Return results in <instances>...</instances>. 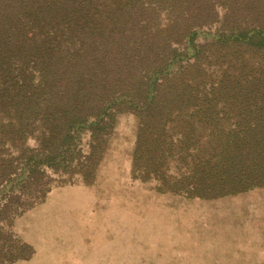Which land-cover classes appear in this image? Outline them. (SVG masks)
<instances>
[{"label": "rangeland", "instance_id": "rangeland-1", "mask_svg": "<svg viewBox=\"0 0 264 264\" xmlns=\"http://www.w3.org/2000/svg\"><path fill=\"white\" fill-rule=\"evenodd\" d=\"M236 58H209L202 76L190 69L182 82L193 97L200 85L201 98L176 107L154 128L134 113L121 114L101 147L91 122L68 131L69 144L56 146L45 115L38 113L24 125L13 104L4 106L0 264L40 263L47 245L43 230L35 236L42 222L37 218L53 195L65 191L99 203L89 209L87 223L123 198L143 196L149 228L138 225L119 236L134 264H264V183L250 170L230 166L229 141L239 130V113L237 104L221 95L223 89L220 93L226 80L241 79ZM118 135L119 154L126 158L118 167L123 172L114 175L116 191L100 184L98 174ZM9 164L14 170L5 176L2 168ZM122 221L119 215L112 223L120 227ZM74 253L58 245L50 264H82Z\"/></svg>", "mask_w": 264, "mask_h": 264}, {"label": "trees", "instance_id": "trees-1", "mask_svg": "<svg viewBox=\"0 0 264 264\" xmlns=\"http://www.w3.org/2000/svg\"><path fill=\"white\" fill-rule=\"evenodd\" d=\"M230 56V166L264 183V0H0V110L13 104L24 125L45 115L56 146L91 122L101 147L127 112L156 127L201 98L182 82L190 69Z\"/></svg>", "mask_w": 264, "mask_h": 264}, {"label": "bare ground", "instance_id": "bare-ground-1", "mask_svg": "<svg viewBox=\"0 0 264 264\" xmlns=\"http://www.w3.org/2000/svg\"><path fill=\"white\" fill-rule=\"evenodd\" d=\"M119 136L98 174L100 184L116 191H119V187L114 183V175L123 172V169L118 172V167L123 163L125 165L126 158L118 151ZM103 175L106 177L103 178ZM96 192H99V189ZM94 206H99V203L94 199L82 197L78 192L65 191L51 197L43 215L37 218V221L42 222L35 231V236L43 230L41 234L47 245L46 253L37 264H50L49 258L53 248L63 244L78 251L74 254L83 258L82 264H134V259L126 258V244L119 236L121 231L124 234V229L130 231L132 228L136 229L138 225L149 228L150 210L143 196L130 195L129 198H123L121 204L113 206L106 213L98 214L91 223H87L88 211ZM119 215L123 217L121 225L126 227L113 225V218Z\"/></svg>", "mask_w": 264, "mask_h": 264}]
</instances>
